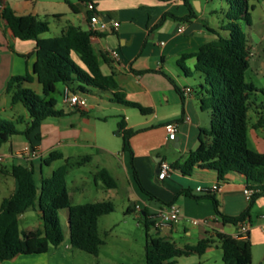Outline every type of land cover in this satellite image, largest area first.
<instances>
[{
	"label": "crops",
	"instance_id": "1",
	"mask_svg": "<svg viewBox=\"0 0 264 264\" xmlns=\"http://www.w3.org/2000/svg\"><path fill=\"white\" fill-rule=\"evenodd\" d=\"M1 1L10 5L17 15H33L44 21L50 16L63 17V14L52 6L42 7L40 0ZM186 1L190 3L189 0H78L79 3L67 1L70 7L74 6L75 10L71 9V11L79 21V25H72L83 30L91 28L88 3L95 4L94 14L109 16L110 22H119L120 26L117 29L99 31L103 35L93 37L92 45L99 56L102 72L115 77L128 101L151 109V113L142 114L136 108L112 102L110 92L98 89L77 92L86 99L87 105L84 109L68 108L67 110V107H61L59 110L65 112L64 116L46 119L41 127L28 137L13 136L0 148V162L9 170L15 165H24L35 171L38 167L37 162L41 161L39 169L42 173L45 159L55 150L61 152L64 158H66V150L73 152L68 160L80 158L81 155H77L76 152L85 151L86 153L81 154L92 157L91 161L86 162L87 164L99 161L96 160L99 159V154L106 153L108 156L100 163L102 166L97 167L92 173V177L98 170L105 168L117 180L118 187L106 189L103 184L96 183L97 187L101 191H107L106 193L114 190L116 195L125 197L131 203L127 206V210L138 213V217L147 210L150 219L156 210L177 204L181 209L180 220L157 230L151 227L149 234L152 236L158 234L171 240L179 248L196 245L200 240L208 237L213 238L215 245L218 240L217 234L233 236L238 231V224L223 223L216 214L211 199L197 200L192 196L178 195L180 191L187 189L191 190L194 196H203L198 188L211 189L219 183L221 190L213 193L219 202V210L230 217H238L246 213L243 222L249 224L250 229L247 237L242 240H249L251 245L253 244L252 264H258L264 260V189L250 184L244 175L236 172L230 173L226 181H220L215 171L203 168H195L191 176H184L180 171L173 170L170 176L162 181L158 180L156 174L162 162L172 164L183 161L191 151H195L200 144V130L211 126L207 112L200 109L198 90L188 84L192 75H187L178 62L182 55L195 53L204 44L214 41L217 37L214 31L219 32L221 27L204 22L205 10L200 0H194L195 15L191 20L177 19L191 13ZM79 4H82L84 9H81ZM181 25L186 26L184 33L178 32ZM10 45L13 46L14 51L10 50ZM35 50L36 41L20 40L13 35L6 23L0 25V114L8 120H23L21 124L24 127L19 128L20 130H24L30 121L28 113L21 104L12 105V97L5 89L12 76H21L32 71L36 60ZM111 50L119 53V60L111 56ZM259 61L264 68V57ZM183 65L192 74L193 71L197 73L201 83L203 82L202 74L195 70L196 59H188ZM28 87L42 94V87L38 83L30 84ZM187 88H191L192 91L186 93ZM65 90L64 85L62 88L59 85L56 87L62 101ZM111 119L117 126L123 119L127 128L137 132L131 139L133 155L123 151V139L120 135V142L115 140V133L109 127ZM170 122L180 123V130L174 141L167 139L165 127ZM256 143L258 152L264 153V144L257 134ZM25 147L36 152L37 157L29 159L21 155ZM93 151L95 153H92ZM170 152L171 156L175 155L174 161H169ZM9 162L12 164L7 165ZM134 170L142 186L156 199H150L141 191L134 178ZM120 171L125 173L128 185H121ZM8 187L12 190V195L15 194L16 180L14 179V184H8ZM246 187L255 190L250 201L244 195ZM77 191L83 194L85 188L77 187ZM97 201L106 200L95 199V202ZM136 205L142 208L141 213L135 209ZM112 214L99 219V232L102 219H109ZM27 215L28 211L19 218L20 231L33 232L43 228L41 220L36 225L30 224ZM23 220L27 222L21 229L20 223ZM191 220H198L199 224L194 225ZM113 232L114 228L108 223L104 231L105 237L109 238ZM195 235L198 238L196 244L177 242V237L183 241ZM102 239L105 241L104 245H107V241ZM259 245L262 247L260 256H258L259 247L257 249ZM72 249L70 238L67 239L65 236L62 245L57 248L51 247L45 254L21 255L0 264H71ZM212 249L213 247L209 248L206 253L211 252ZM202 256L208 259L206 254ZM255 256H258L257 261ZM179 259L176 260V264H181Z\"/></svg>",
	"mask_w": 264,
	"mask_h": 264
},
{
	"label": "trees",
	"instance_id": "2",
	"mask_svg": "<svg viewBox=\"0 0 264 264\" xmlns=\"http://www.w3.org/2000/svg\"><path fill=\"white\" fill-rule=\"evenodd\" d=\"M228 2V24L221 30L229 32V36L212 30L217 36L214 41L204 44L195 53L182 55L178 62L190 76L192 73L183 62L196 59L195 70L203 76V82L197 86L200 109L203 112H211L212 118L211 126L200 130L198 148L191 151L183 161H176L171 166L184 176H191L195 168L213 170L220 181H226L230 173L236 172L244 175L250 184L264 189V153L253 151L248 146V113L254 105L251 96L258 90L253 83L245 79L251 66V51L241 22L252 24L253 7L248 0ZM186 5L191 13L177 19L189 21L194 17L193 5L188 1ZM71 8L75 10L72 5ZM91 16L90 13L88 19H91ZM2 23H6L16 38L36 41V60L31 72L12 76L7 82L5 91L11 95L12 105L21 104L26 109L30 121L24 130H20L17 125L23 120H8L0 114V148L13 136L28 137L39 129L46 119L65 115L63 110L56 108V99L52 97L59 84L73 93L85 92L87 89L110 92L112 102L131 106L142 114L151 113V109L128 101L115 77L102 72L99 56L92 45V38L100 37L102 33L69 25L58 37L41 38V35L50 31L47 21L33 15H17L10 5L0 0V25ZM10 50L14 51L12 45ZM33 83L42 87V94L28 87ZM177 90L180 92L179 88ZM263 126L264 118L261 117L254 128ZM136 133L127 128L123 119L119 121L118 134L123 139V151L131 155V139ZM63 158L64 155L55 150L44 163L50 165ZM91 159V156H85L77 165L82 166ZM68 172L69 165H63L53 171L50 177H41L39 185L33 168L15 165L9 170L0 162V174L11 176L17 182L16 193L4 199L0 206V263L21 255L45 254L51 247L62 245L65 234L59 213L64 209L68 211L72 248L99 256L105 244L99 232V219L114 213L116 207L109 200L72 205L67 183ZM134 178L144 194L150 199H156L142 186L136 170ZM93 180L103 184L106 189L118 187L117 180L105 168L98 170ZM183 194L197 200L211 199L216 214L225 224L237 225L245 219L246 213L238 217L223 214L213 193L194 196L191 190L187 189L178 193ZM29 210L38 213L43 223L42 229L33 232L20 231L19 218ZM132 212L127 210V213ZM139 219L144 224L148 236L146 264H176V260L181 257L202 256L214 243L213 238L208 237L196 245L179 248L175 242L158 234H148L152 222L147 210L140 214ZM217 239L221 244L224 264H252V245L249 240L235 239L222 233L217 234Z\"/></svg>",
	"mask_w": 264,
	"mask_h": 264
},
{
	"label": "rangeland",
	"instance_id": "3",
	"mask_svg": "<svg viewBox=\"0 0 264 264\" xmlns=\"http://www.w3.org/2000/svg\"><path fill=\"white\" fill-rule=\"evenodd\" d=\"M42 7L55 8L59 13L63 14L62 18L50 16L46 18V21L49 23L50 31L43 34V38H54L61 35V30L68 27L69 25L75 24L79 25V21L75 16V13L71 11V7L67 1L70 3H79L78 0H40ZM193 7H196L194 0H189ZM202 2L203 8L205 10V23H211L212 26H218L219 32L228 37L229 32L222 31V27L228 24V11L230 10V4L228 0H200ZM252 13V24L248 25L245 22H241L242 30L247 35L249 47L251 51V66L246 72L245 79L249 83H253L257 90L251 96V101L254 105L251 107L248 113V146L253 151L258 152L257 143H256V134L260 137L261 143L264 144V127L254 128V125L259 121L261 117L264 118V68L260 64V58L264 57V0H248ZM81 9H84L82 4H79ZM191 80L188 84L197 89V86L201 83L199 75L193 71ZM62 84H59V87L62 88ZM53 98L56 99V108L61 109V107L69 106L63 103L62 98L58 91L53 95ZM22 106V105H21ZM260 107V109L257 108ZM9 113H11L9 111ZM261 113V114H260ZM209 116V119L212 118L211 112L206 113ZM18 128H23V124H18ZM109 127L115 133V140L120 142L118 134V126L113 119L109 123ZM120 144V143H119ZM66 150V158L57 160L50 165L43 164V172H40L39 165L41 161L37 162V168L35 170V178L37 183L40 185L41 177L48 178L52 175L53 171L59 167L68 164L69 172L67 175L68 189L70 192L71 203L72 205L95 202V199L98 200H109L112 201L116 207L115 212L109 217V219H102L100 224V234L102 238L107 241V245L102 246L99 256H93L86 252H83L78 249H72L71 264H146V245L148 241L147 232L145 230L144 224L138 217V213L132 212L127 213V206L131 204L127 201L125 197L116 195L115 191H101L97 184L94 182L92 173L96 171L97 167H101L104 158L108 156L106 153L99 154V161H94L92 163H85L82 166H78L77 162L81 161L85 157V151L76 152L80 158H71L67 159L72 155L71 151ZM80 153V154H79ZM92 153H95L93 151ZM122 155V149L120 150ZM74 156V154H73ZM169 161H174L175 158L168 154ZM75 157V156H74ZM9 162L7 165H11ZM101 165V166H100ZM121 185H128L126 175L124 172H121ZM0 206L4 199L9 198L12 195V190L8 187V184H14L13 177H6L0 175ZM77 187H84L85 191L83 194L77 191ZM34 210L28 211V222L30 224L36 225L40 222V218ZM61 224L63 227L64 234L67 239L70 238L69 232V221H68V211L66 209L61 210L59 213ZM27 220H23L20 223L21 229L25 227ZM110 223L111 227L114 228L112 236L106 238L104 231L107 227V224ZM183 225V224H182ZM181 225V228H182ZM149 234V233H148ZM150 235V234H149ZM127 239V240H125ZM178 243H191L196 244L198 238L195 235L193 238L183 239V241L177 237ZM253 245V244H252ZM213 249L211 252L206 253L208 259H204L205 256L192 255L189 257H182L179 259L181 264H224L223 254L221 249L220 241L217 240L215 245L212 246ZM259 247V254L262 253L261 245ZM258 256H255V260ZM257 261V260H256ZM263 261V260H262ZM260 261V262H262ZM258 262V264L260 263ZM68 263V262H67ZM264 264V263H263Z\"/></svg>",
	"mask_w": 264,
	"mask_h": 264
},
{
	"label": "built area",
	"instance_id": "4",
	"mask_svg": "<svg viewBox=\"0 0 264 264\" xmlns=\"http://www.w3.org/2000/svg\"><path fill=\"white\" fill-rule=\"evenodd\" d=\"M87 6H88V10L92 13V16L90 19V24H91L90 30L99 32V31H106L110 28L117 29L120 26L119 22H112V21L109 22L105 20L103 17L97 14H94L96 10V6L94 3H88ZM185 29H186V26L181 25L178 28V32L184 33ZM110 53L114 59L116 60L120 59V55L116 50H111ZM191 91H192L191 88L185 89L186 93H190ZM63 102L66 105H68L69 108H77L79 110L84 109L87 105L85 98H83L78 93H73L68 88H66L64 92ZM165 129L167 132V139L169 141H174L177 138L178 132L180 130V123L170 122L166 125ZM21 155H24L28 157L29 159H34L37 157L38 154L32 151L29 147H25L21 151ZM172 171L173 169L169 162H166V161L162 162L160 164V173L158 174V180L160 181L165 180L167 177L170 176ZM220 190H221V186L219 183L214 185L211 189L198 188V191L202 192L203 194L214 193ZM254 194H255V190L253 188L246 187L244 189V195L247 200L250 201L253 198ZM135 209L139 213H141L142 211V208L139 205H136ZM180 217H181L180 207L177 204H170V205L164 206L156 210L155 212H153V214L150 216V221L152 222V227L155 230H157L163 226L178 222L180 220ZM191 222L194 225L199 224L198 220H191ZM249 229H250L249 224L245 222H240L238 223V231L232 237H234L235 239L242 240L243 238L247 237Z\"/></svg>",
	"mask_w": 264,
	"mask_h": 264
},
{
	"label": "water",
	"instance_id": "5",
	"mask_svg": "<svg viewBox=\"0 0 264 264\" xmlns=\"http://www.w3.org/2000/svg\"><path fill=\"white\" fill-rule=\"evenodd\" d=\"M196 4V3H195ZM101 17H103L105 20L109 21L111 20V18L109 16H104L102 15ZM160 173V167L157 168L156 170V174L158 175ZM264 263V260L262 262H260L259 264H263Z\"/></svg>",
	"mask_w": 264,
	"mask_h": 264
}]
</instances>
